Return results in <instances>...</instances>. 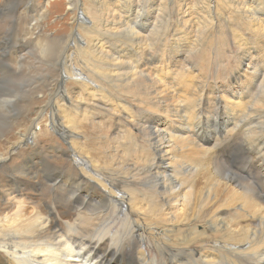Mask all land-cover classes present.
<instances>
[{
    "label": "bare ground",
    "instance_id": "bare-ground-1",
    "mask_svg": "<svg viewBox=\"0 0 264 264\" xmlns=\"http://www.w3.org/2000/svg\"><path fill=\"white\" fill-rule=\"evenodd\" d=\"M60 2L0 5V122L69 139L26 149L43 183L1 163L0 264H264V0H65L48 34Z\"/></svg>",
    "mask_w": 264,
    "mask_h": 264
},
{
    "label": "rangeland",
    "instance_id": "rangeland-1",
    "mask_svg": "<svg viewBox=\"0 0 264 264\" xmlns=\"http://www.w3.org/2000/svg\"><path fill=\"white\" fill-rule=\"evenodd\" d=\"M33 1H34V3H36L37 8L42 7L40 9L45 10V7H47V5L45 4L46 3V0H33ZM49 1L52 2V1H56V0H49ZM61 1L62 2L58 3V7L59 8L57 7V12H53V13L49 14L47 11H44V13H46V14L44 16L45 18H43L41 20V23H43L42 27L44 25L49 24V23L52 25L51 27L49 26L47 28V30H46V33H48V34L57 33V35H62V36L63 35H66L67 32L69 31L68 28L70 27V25H71L70 30L71 29L75 30V22L72 23V21H71V18H72V15H70L71 12L68 10L65 0H61ZM1 4H2V0H0V5ZM8 9L9 8H7V10H4L5 13L6 12L9 13L11 11L12 7H10L9 10ZM11 13H12V11H11ZM2 16H4V17H2L3 21H5V19H6L5 22H8L9 19H7V18H9V16L8 17L7 16L5 17V15H2ZM11 16H13V14ZM77 17H78V13L76 14L75 18H77ZM72 26H73V28H72ZM73 30H72V32H73ZM71 34L73 35V33H71ZM38 56H39V53H38ZM233 68H235V67H231L229 69H226L227 71L224 72V73L225 74H229V72L235 70ZM220 75L222 76L223 74L221 73ZM229 80H231L232 83H233V77L231 79H229ZM66 82L67 81L64 80L62 78V76L60 75L59 78H58V83L57 82L55 83L54 88L52 89V92H55L57 88L58 89L60 88V86L65 85ZM13 84L14 83H13V81H12V79H11L10 76H4L2 80L0 79V93L2 95L4 93L7 94V92H9V88H11V86ZM67 84H68V82H67ZM58 93H63V91H61V89H60V91L58 90ZM1 94H0V98H1ZM39 94H37L36 97H35L37 99V101H38V102L34 103L35 106H33V109L35 111H39L40 109H43L44 105H46L49 102L48 98H47V100H45L43 102H39V100L40 101L43 100V95L41 93H39ZM12 100H13V98H12ZM10 109L13 111V110H15V107L14 108L13 107H10ZM43 111L44 112H42L41 115H40L41 117L38 115L39 117L37 116L36 118L34 117L33 119H31V121L28 124V130L25 133L24 139L21 140L20 143L15 144V145H12V143H13V141L14 142L16 141L15 140L16 139L15 133H16L17 129L16 128H11V125L9 124V122H6L4 120H3V122L2 121L0 122V129H1L0 130V154H3V155H0V166L2 164H4V163H6L7 165H12L13 167H15L19 163H23L24 165H27L28 164L30 166V169H31L30 170V173L32 174V171L34 172V170H35L34 169L35 168V165L33 163H31L25 157V156L29 155V153H28V151L26 149H28L30 147L32 148V147H34V145H36V142L34 144V141H35V138H36L35 134H38L39 131L40 130H43V129L44 130L47 129L52 134V137H50L51 139H49V140L39 137V139H37L38 140V144H40V145H44L45 144V147L49 148L52 145H54V143L56 142V144H59V145H61L63 147H67L68 141H69L68 137L65 136V135H61V134H59V132L53 130V123H51L49 121L50 120V114L48 112V111H50L49 108L47 109L45 107L43 109ZM4 122L6 123V125H5ZM30 128H31V130H30ZM21 131H24L23 127H21ZM78 137L80 138V136H78ZM10 143H11L12 146L10 145ZM234 148H236V146ZM17 149H18L19 152L16 151ZM20 150H22V151H20ZM24 150L26 152H24ZM15 151L18 152V153L17 154H14V155L11 154L12 152H15ZM233 151L236 153V149L233 150ZM216 154L220 158H222V159H225L224 157H227L226 159H228V154H222L221 155L220 154V150L216 151ZM68 160H70L71 162H73V160H71V159H66V162H68ZM237 160H238L237 158H236V160H233V161L232 160H229V164L235 169V171L236 170H239V171H236L237 174H239V173L242 174V172L244 171L243 173L245 175H247V171L248 172L249 171L252 172L254 170L253 169V164H251L252 166H250V164L244 163L243 161L240 162V160H238V162H236ZM236 163H238V164H236ZM39 166L42 167V165H39ZM242 166H244V167H242ZM3 175L4 174H2L0 172V178H2ZM31 176L33 177V179L35 178V180L41 179V182H42V180H43V182L45 180V177H43V175H42V178H40L36 174L35 175L32 174ZM5 180L0 181L2 183V186H0V190L2 192H4V191L7 192L8 189H9L8 182L5 181ZM32 184H34L35 188H33V186L31 184L30 185L29 184L27 185V189L26 190L24 188H20L21 191H22V189H24L26 191V192L25 191H22V192H24L23 193L24 195H22V196H25L26 197V200H27V195L32 194V195H30V197L33 200H38L37 202H40V196L39 195H44V192H46V191H44L45 189L42 190L39 185L36 186L35 183H32ZM20 190H19V192H20ZM25 197L23 198L24 200H25Z\"/></svg>",
    "mask_w": 264,
    "mask_h": 264
}]
</instances>
